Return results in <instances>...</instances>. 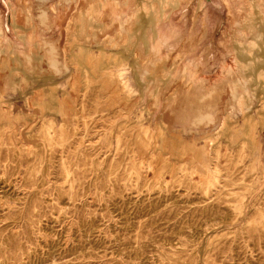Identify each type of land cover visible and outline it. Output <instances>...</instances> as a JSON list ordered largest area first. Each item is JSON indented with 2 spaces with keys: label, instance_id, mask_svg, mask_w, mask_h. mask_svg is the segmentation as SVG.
I'll use <instances>...</instances> for the list:
<instances>
[{
  "label": "rangeland",
  "instance_id": "obj_1",
  "mask_svg": "<svg viewBox=\"0 0 264 264\" xmlns=\"http://www.w3.org/2000/svg\"><path fill=\"white\" fill-rule=\"evenodd\" d=\"M49 1L32 0L35 40L8 33L18 69L0 64V264H264V63L238 74L219 1L195 20L186 4L185 33L204 12L208 29L172 77L134 50L138 29L100 37L79 18L60 61L70 7L48 22Z\"/></svg>",
  "mask_w": 264,
  "mask_h": 264
},
{
  "label": "bare ground",
  "instance_id": "obj_2",
  "mask_svg": "<svg viewBox=\"0 0 264 264\" xmlns=\"http://www.w3.org/2000/svg\"><path fill=\"white\" fill-rule=\"evenodd\" d=\"M189 1L190 0H50L46 4V13L47 21L52 22L50 14L52 15L54 11H58L56 20L60 21L64 17V11L66 8L70 7V12L65 16L62 23V38L60 41H57V56L60 61L63 59L68 25H70L75 18H79L84 24H86L89 32L100 37L112 35L118 40H121L126 34L130 33L131 30L138 29L140 35L134 45V50L138 51L139 49H144L155 54L154 63L164 67L165 69L162 68L164 71L167 69V77H172L177 72L176 68L183 54L191 50L194 46L195 38L203 32L205 33L208 29V12H204L200 18L201 25L199 24L196 29L194 28L190 30L189 34L185 33V23L182 20V14ZM203 1L204 0H197L196 5L192 10L193 20H195L198 9L202 6ZM218 1L224 9L227 22V25L223 30V35L226 38V41H223V43H226L227 39H230L232 50L235 52L234 62L239 71L238 74L242 77L251 75L245 74V72L244 74L242 73V71H246L243 67L244 63L245 65H249L248 73L252 72L250 71L254 67L252 64H259L260 62L264 63V0ZM174 15V25L166 28L160 26L162 22ZM11 29L14 30L15 34L20 39L35 40L34 38L38 29V23L34 16L32 0H0V64L7 66L8 70L13 69L14 67L17 70L18 68L16 65L9 68V64H11L14 59H16L15 61L17 64L18 59L16 58L17 54L15 55V58L10 56V53L13 52L8 37V33ZM247 33L252 34L253 39H249L246 36ZM99 41L100 40H98V43ZM4 42L5 45L2 46V43ZM163 43L169 46L168 50L176 49L178 52L177 54L180 55V58L175 62L170 63L169 59L168 63L170 64L166 66H162L161 64L164 63L165 65L168 63L165 62L164 59L162 60L158 58L156 55L159 53L160 46ZM34 45L38 49V56L35 58L38 60V71H45L46 68L44 64L47 60L41 50L42 46L39 42ZM251 54L253 55L252 57L250 56ZM12 55H14V53ZM255 57H262V59L258 61ZM247 60H251L253 63H251V65L249 64L250 62L246 64ZM15 61L13 62L14 64ZM20 64L22 65V63ZM17 66L19 67L18 64ZM188 68V65H184L182 78L184 77L183 79L190 82L192 73L189 72ZM225 77L236 79L237 75H235L233 69L229 67L225 71ZM243 79L246 80V78ZM261 82L264 83V81ZM235 88H239V86L237 87L236 85ZM239 89H236V93L244 92V90L239 91ZM247 104V98L246 96H243L240 99L238 106L241 112L248 106ZM225 116L226 114L224 113L220 118L221 124H223Z\"/></svg>",
  "mask_w": 264,
  "mask_h": 264
}]
</instances>
